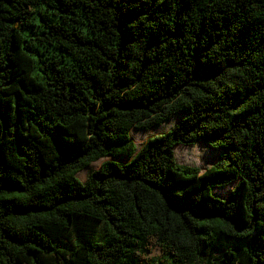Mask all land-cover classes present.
Returning a JSON list of instances; mask_svg holds the SVG:
<instances>
[{
  "label": "trees",
  "instance_id": "1",
  "mask_svg": "<svg viewBox=\"0 0 264 264\" xmlns=\"http://www.w3.org/2000/svg\"><path fill=\"white\" fill-rule=\"evenodd\" d=\"M0 264H264V0H0Z\"/></svg>",
  "mask_w": 264,
  "mask_h": 264
},
{
  "label": "rangeland",
  "instance_id": "2",
  "mask_svg": "<svg viewBox=\"0 0 264 264\" xmlns=\"http://www.w3.org/2000/svg\"><path fill=\"white\" fill-rule=\"evenodd\" d=\"M178 121H179V117L176 119L174 117V119H171L170 121L164 123L162 126L153 128L151 130L143 131V130L134 129L133 131H131V136L132 139L134 140V143L136 144L137 149L139 150L148 138L166 132ZM174 151H175L176 159L180 164L195 166L201 169H205L209 167L212 164L211 162L217 161V159L219 160L220 158V153H219L220 150L218 151L209 150L203 144H196L194 146H189V147L177 145ZM108 159L109 158H104L102 160L92 163L84 170H82L78 174V177L82 181H85L91 170L98 169L101 166L102 162ZM116 160L124 162L128 160V158L118 157L116 158ZM235 188H236V184L232 183L227 187L217 188L216 193L219 194L222 198L226 199L227 197H225V195H229L232 192V190Z\"/></svg>",
  "mask_w": 264,
  "mask_h": 264
}]
</instances>
